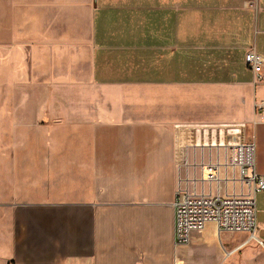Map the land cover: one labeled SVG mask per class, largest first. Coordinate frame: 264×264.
<instances>
[{
    "label": "crops",
    "instance_id": "1",
    "mask_svg": "<svg viewBox=\"0 0 264 264\" xmlns=\"http://www.w3.org/2000/svg\"><path fill=\"white\" fill-rule=\"evenodd\" d=\"M3 34L19 99L0 100V264L248 247L226 251L214 225L177 247L174 205L180 186L217 194L206 174L235 146L255 143L264 174V82L245 61L264 54V0H0ZM257 211L264 247V193Z\"/></svg>",
    "mask_w": 264,
    "mask_h": 264
},
{
    "label": "built area",
    "instance_id": "2",
    "mask_svg": "<svg viewBox=\"0 0 264 264\" xmlns=\"http://www.w3.org/2000/svg\"><path fill=\"white\" fill-rule=\"evenodd\" d=\"M256 82H264V54L249 50L245 58ZM257 109L264 112V104ZM232 154L223 165L213 167L206 174L208 182H216L217 194L198 193L195 189L179 187L175 197V244L189 246L195 235H201L209 225H214L219 236L225 233L246 235L248 239L235 251L258 239L257 196L264 193V174L257 169L255 143L233 147ZM223 184V186H222ZM233 188L228 193V187ZM226 189L225 194L222 191Z\"/></svg>",
    "mask_w": 264,
    "mask_h": 264
},
{
    "label": "rangeland",
    "instance_id": "3",
    "mask_svg": "<svg viewBox=\"0 0 264 264\" xmlns=\"http://www.w3.org/2000/svg\"><path fill=\"white\" fill-rule=\"evenodd\" d=\"M7 35H2L0 39V100L6 101L7 99H19V95L15 92H7L5 77H1L2 70H5L6 62V42ZM3 41V42H2ZM11 142L7 140H0V149L5 150L10 147ZM8 158L3 157L6 163ZM258 238L261 239L260 236ZM248 239L246 235L236 234L232 235L225 233L223 236V246L226 251H231L234 247L241 245ZM189 264H264V247L256 241H252L248 247L243 251L238 252L233 256H224L218 247L206 240L199 244V249L195 250L189 260Z\"/></svg>",
    "mask_w": 264,
    "mask_h": 264
}]
</instances>
